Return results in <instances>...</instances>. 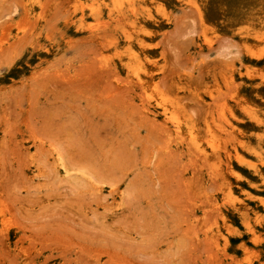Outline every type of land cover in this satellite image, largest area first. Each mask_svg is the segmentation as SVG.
Returning <instances> with one entry per match:
<instances>
[{"label":"rangeland","instance_id":"rangeland-1","mask_svg":"<svg viewBox=\"0 0 264 264\" xmlns=\"http://www.w3.org/2000/svg\"><path fill=\"white\" fill-rule=\"evenodd\" d=\"M128 1L0 0V264H264V0Z\"/></svg>","mask_w":264,"mask_h":264},{"label":"bare ground","instance_id":"bare-ground-1","mask_svg":"<svg viewBox=\"0 0 264 264\" xmlns=\"http://www.w3.org/2000/svg\"><path fill=\"white\" fill-rule=\"evenodd\" d=\"M126 2H129V1L128 0H113L111 12H116L119 15H123V13L126 10L125 9L126 8L125 7ZM27 3L33 4L34 0H27ZM128 5H129V8H132L133 10H135L134 5L132 3H130ZM125 36H126V39L129 40L130 44L131 43L133 44V39L131 37H129L128 34H125ZM125 65H126L128 71L133 76H136V82L143 88V90L145 91L146 97L151 101L154 100L156 102V105L160 106L162 108L163 116L165 117L164 123L167 126L166 130H167V132H169V136L173 137L177 141L176 144L180 147H183V141H182L183 138H185V139L187 138L188 140H190V142L192 141V142H194V144H196L197 142H195L194 138H192L190 136V133H187L183 130L182 123L174 115L172 110H170L166 106V103L163 101V99L158 94V92L155 88V85L149 83L148 80H146L145 74H147V73L143 74V72H141L142 68L144 67V66H142V62H141V55L137 51H135L133 47L128 49V60L126 61ZM153 77H154V75L151 76V78H153ZM123 89H125V88H123ZM171 123H173L174 127L171 126ZM198 146L196 148L199 150L200 147H198ZM63 170H64V168H63Z\"/></svg>","mask_w":264,"mask_h":264}]
</instances>
